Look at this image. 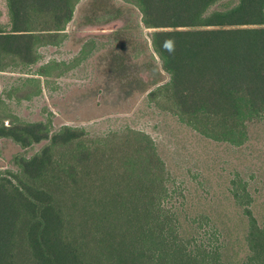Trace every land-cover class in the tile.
<instances>
[{"label": "trees", "instance_id": "16d2710c", "mask_svg": "<svg viewBox=\"0 0 264 264\" xmlns=\"http://www.w3.org/2000/svg\"><path fill=\"white\" fill-rule=\"evenodd\" d=\"M0 1V56L26 63L77 2ZM128 1L154 28L150 43L167 74L151 100L203 137L243 144L248 123L264 117V0ZM0 137L21 147L46 140L14 156L17 171L0 173V264H264V223L242 178L228 187L246 221V253L235 262L222 256L213 224L202 227L214 239L201 248L179 233L166 166L146 132L50 130L34 120L0 122Z\"/></svg>", "mask_w": 264, "mask_h": 264}, {"label": "rangeland", "instance_id": "374dc122", "mask_svg": "<svg viewBox=\"0 0 264 264\" xmlns=\"http://www.w3.org/2000/svg\"><path fill=\"white\" fill-rule=\"evenodd\" d=\"M153 29L131 1L77 0L64 30L37 43L34 62L0 56V122L41 120L50 130L70 125L97 135L146 132L166 166V206L179 233L201 248L213 243L202 228L213 224L218 241L225 240L222 256L237 262L246 253V221L228 187L236 177L246 180L252 212L264 223V117L248 123V138L237 147L181 124L148 95L167 79L150 43ZM45 141L21 147L0 137V173L17 171L14 156H29Z\"/></svg>", "mask_w": 264, "mask_h": 264}, {"label": "water", "instance_id": "95a60500", "mask_svg": "<svg viewBox=\"0 0 264 264\" xmlns=\"http://www.w3.org/2000/svg\"><path fill=\"white\" fill-rule=\"evenodd\" d=\"M115 25H116V21L108 24L109 27H112V26H115Z\"/></svg>", "mask_w": 264, "mask_h": 264}, {"label": "flooded vegetation", "instance_id": "af4514ba", "mask_svg": "<svg viewBox=\"0 0 264 264\" xmlns=\"http://www.w3.org/2000/svg\"><path fill=\"white\" fill-rule=\"evenodd\" d=\"M72 11H73V10H72ZM71 15H72V14H71ZM70 18H71V17H70ZM69 20H70V19H69ZM66 24H67V23H66ZM66 24H65V25H66ZM64 28H65V26H64ZM64 28H63V29H61V30H64ZM61 30H60V31H61Z\"/></svg>", "mask_w": 264, "mask_h": 264}]
</instances>
